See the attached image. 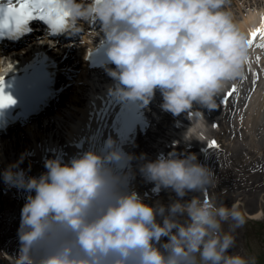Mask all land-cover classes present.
Segmentation results:
<instances>
[{
	"label": "clouds",
	"instance_id": "1",
	"mask_svg": "<svg viewBox=\"0 0 264 264\" xmlns=\"http://www.w3.org/2000/svg\"><path fill=\"white\" fill-rule=\"evenodd\" d=\"M73 28L96 23L111 65L109 94L147 107L157 92L161 109L186 115L191 126L244 75L249 39L228 10L230 0H58ZM264 19V12L260 14ZM195 119V123L193 120ZM146 183L175 194L167 205L148 204L132 189L133 162ZM0 172L27 193L17 232L15 264H249L230 254L235 237L223 232L245 220L235 206H216L189 193L206 191L214 173L196 153L137 158L109 137L99 148L46 159L40 176L20 168Z\"/></svg>",
	"mask_w": 264,
	"mask_h": 264
},
{
	"label": "rangeland",
	"instance_id": "2",
	"mask_svg": "<svg viewBox=\"0 0 264 264\" xmlns=\"http://www.w3.org/2000/svg\"><path fill=\"white\" fill-rule=\"evenodd\" d=\"M258 1H262V2H258ZM253 5V7H259V6H264V0H230V4L228 5V10L232 13L234 22L237 21H242L243 20V14L244 12H246V7H247V3H250ZM258 2V3H257ZM38 40L37 37H32L31 39H29L28 41H26L24 44H22L21 46H19L18 50L24 49L25 47L29 46L30 44H33L34 41ZM82 40V36L79 38V42H81ZM77 50L72 51L70 53L72 54H68V56H70V58L68 59L69 61V65H71V67H74V65L76 63H78L79 60L82 59L83 57V51L82 49H80L79 47H75ZM72 55V56H71ZM77 78L79 79V81L83 82L84 85L80 84V89L71 91V92H67L68 94H66L65 99L69 100V97L75 94H79L80 98L82 100L86 99V95L84 94L85 91H88V85H87V81L85 78L80 79V72L79 74H77ZM88 79V78H87ZM82 87V88H81ZM79 97V96H77ZM153 102V108L158 107V111L154 112L156 119H154V115L152 114V118H151V124L148 127V130H153V131H158V124L161 122V124L163 125V129L166 131L165 135L158 137L155 140H150L149 137H145V141L149 142L147 143V146H151V148L148 151L149 155H155L157 150H161L162 148H165V145L168 143L169 139H174L175 134H179L181 136L184 137V134L186 133V131L188 130V128H185L184 130L182 129H177L176 128V124L181 126V121L183 118V115L179 116V117H174L171 113L165 112L161 109L160 105L162 103V96L159 92L156 93L154 99L151 101ZM63 109L66 108L67 103L64 101L63 104ZM195 107V106H194ZM193 111H195V109H193ZM58 113H60V108L57 110ZM64 112V111H63ZM66 117H58V119H54L53 121H55V126L56 128H58V131H60L61 136L62 134L64 135L65 132V128L68 125L69 121L72 120L70 116L75 115V111L72 109H68L66 112ZM169 116L170 118L165 120V117ZM185 116V115H184ZM69 120V121H68ZM208 121V126L206 128L205 131V135L207 136L205 138V140L207 139V141L211 140L214 138H216V136L219 134V138L222 139L223 142H227L228 145H231V148L234 144V142L231 141V139H229V133H228V129L226 130L225 126L226 124L221 122L216 123V124H211L210 122L211 120L209 118H207ZM38 126V125H37ZM188 126H190V123H188ZM210 129L209 131V128ZM33 129H35V127H32ZM30 139H29V148L28 149H22L19 152L13 151L10 154H6L4 152V150L7 148V146L10 144H12L10 142V139L7 138H3L2 136H0V169L2 168H7L9 165L11 164H15L17 162L18 159H25L27 155H29L30 160L29 162H31V164H38L39 168H41V170H43L44 172L46 171L44 166V163H42L41 159L39 158V156L37 155L38 149H39V140H41V138L38 140H36L35 135L32 134V132L29 129H26ZM222 131L226 134L222 137V135L224 133H222ZM22 132V131H21ZM47 133V132H46ZM45 133V135H46ZM15 140H17V138H14ZM196 139V138H195ZM193 140L194 144H197L196 140ZM31 140V141H30ZM14 141V140H13ZM261 142H264V138L261 139ZM6 143V145H5ZM27 145V146H28ZM35 146V147H34ZM34 147V149H33ZM145 148V147H144ZM146 149V148H145ZM224 147L219 146V148L217 150H215V152H211L209 154V157L206 158V160L204 161L203 164L207 165L208 167L212 169H214V166L216 165L215 163H213L212 159L217 157L220 158L223 163L221 162V164L223 165V167L226 166H233V163L229 160L228 161V156L230 154L227 153H223L222 151L224 150ZM209 153V152H208ZM27 154V155H26ZM255 158H257V160L260 159V157L256 156ZM253 159V157H251L250 155L248 156V162H251ZM27 166V165H26ZM26 166H21L24 168L25 171H27V167ZM35 171V170H34ZM29 176H31L32 174L29 173ZM3 179L0 178V184L3 185ZM209 188V191H213L214 193L217 192V195L220 194L218 192L221 191V194L224 195L223 193H225L228 188L229 185H226V183H224V179L222 178H218L217 175H214V184ZM12 192L11 187H5L4 188V193L3 195H7L10 196ZM24 193V191L20 190V195H22ZM261 194V193H260ZM193 195L198 196L201 199V194L200 193H189L187 197H185V199H190ZM211 195V193H210ZM2 199V198H0ZM172 199H175V194L171 193L168 191V193L161 195V197L159 198L160 202H162L163 204L167 205L171 202ZM153 201H158V200H153ZM222 203V201H221ZM0 204V208H1ZM235 205L237 208L239 207L241 213L244 216V224L241 227L235 228V230H232V225L233 222L232 221H228L226 223L223 224L222 227V231L223 232H230L234 237H235V247H233L232 249H230V254H239L243 257H245L246 259L249 260V264H264V228L260 229V226L257 225V223L255 222H261V224L264 225V215L262 210L264 211V192L260 195V199L258 202V207H257V211L255 213H252L250 210L246 209V207L244 206V204H242V201L240 199L236 200L235 202H233V204L231 203L229 205V207ZM1 212L4 213V215L6 217L10 216H16V209L13 208V206H9L7 204L3 205V208L0 209ZM257 214V215H255ZM250 216H255L257 219L259 220H252V217ZM5 233V229H3L2 227H0V236L1 234Z\"/></svg>",
	"mask_w": 264,
	"mask_h": 264
},
{
	"label": "bare ground",
	"instance_id": "3",
	"mask_svg": "<svg viewBox=\"0 0 264 264\" xmlns=\"http://www.w3.org/2000/svg\"><path fill=\"white\" fill-rule=\"evenodd\" d=\"M257 8H260V7H256L251 10H257ZM257 14L258 12L252 11V13L246 16L245 24L248 23L249 21V22H252V24H254L255 26L257 24L256 22L261 20V16H258ZM245 24L241 26L240 29H243L245 27ZM45 40L47 42V39H40V41H36L35 43H33V45L30 44L28 48L25 47L22 51H18V52H21L24 56L27 55L26 59H29V56L32 53V51H34L39 44L46 43ZM43 49H45L44 46H43ZM38 50L39 49L35 50L33 54L36 55L38 53ZM88 68H89L88 61L87 62L85 61L84 63L80 64L81 73L85 74V72L88 71ZM110 87L111 85H109V88ZM72 101L73 102H71V104L76 105L74 102V99ZM88 109H89L88 111L86 109L84 110L80 109L83 115L79 116L80 118L78 119L77 122H74V125H73V130L75 133V134L73 133L74 136L80 131L83 132V134L87 135L88 137L94 136L93 140H91V138L84 140L85 148L84 149L81 148L82 152L90 149L95 144L96 145L100 144V146H102L104 141L109 137L117 140V137H116L117 135H114L112 132H110V136L107 135V131H108L107 126L110 125L114 117L117 116L118 105H115L114 103L110 102L107 99L105 101L101 99L100 101H97V102H91ZM98 116L100 118H97ZM45 118H48L50 120L52 119V116H47ZM253 122H254V119L252 122H250L247 125L244 131L247 137L252 132L253 125H254ZM28 123H30V121ZM16 124L17 123H15L14 125ZM9 125L13 126L12 123L11 124L9 123ZM8 127L9 128L7 130L12 128L10 126ZM196 127H200V125H197ZM54 129H55V125H53L52 127L48 125V127L45 129H42V131L45 133L46 132L52 133ZM20 130H13L12 133L10 132L9 137L11 138L10 142L12 141L11 142L12 144H10V147L8 145L7 148L4 150L6 154H10L12 150L19 152L22 149H25L26 147L29 148L28 143H29L30 137L26 130L22 129L21 130L22 132ZM135 132H136V129L133 131L131 135H134ZM14 138H17V140H15ZM27 157L24 159L25 161H29ZM25 161H23V163H25ZM233 162L239 168L236 171H239L241 173V168L245 167L243 163H238L236 158H233ZM236 171H234V169L232 168L231 170L216 169L215 172L217 173L218 177L226 178L224 179V183L229 184L231 182L233 185L225 193H223L224 195H222L221 192H218L220 194L217 195V192H215L214 202L217 203V206H220V204H224L229 207L231 203L240 199L242 201V204H244V206L246 207V209L250 210L252 213H255L257 211L260 195L264 192V173H261V172L253 173V172H250L249 168H246L245 173H241V174H238ZM0 188L3 189L2 186H0ZM16 202H18V200L13 199L12 204ZM6 221L7 219L5 220L1 219V216H0V224ZM9 225H10V230L8 232V235L6 234L3 237H0V264H3V263L7 264L5 257L2 255V247L7 243L10 237H14L17 235V232L20 226V221L14 220Z\"/></svg>",
	"mask_w": 264,
	"mask_h": 264
},
{
	"label": "snow or ice",
	"instance_id": "4",
	"mask_svg": "<svg viewBox=\"0 0 264 264\" xmlns=\"http://www.w3.org/2000/svg\"><path fill=\"white\" fill-rule=\"evenodd\" d=\"M67 17L68 13L59 7L58 0H7L6 4L0 3V36H21L31 30L28 25L34 20L46 23L53 33H59L69 27ZM258 34L261 41H264V23L251 32L252 39L248 41L250 47ZM259 47L264 48V43ZM4 79L0 77V110L16 103L15 99L5 92ZM236 92L237 88L233 86L227 92V98H231ZM227 98L222 101L225 105L228 103ZM211 146L218 147V144L212 141Z\"/></svg>",
	"mask_w": 264,
	"mask_h": 264
}]
</instances>
